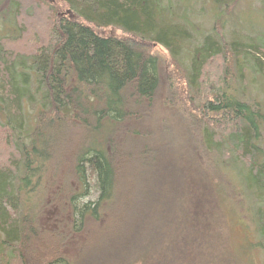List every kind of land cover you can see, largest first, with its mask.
Returning <instances> with one entry per match:
<instances>
[{"label":"trees","instance_id":"16d2710c","mask_svg":"<svg viewBox=\"0 0 264 264\" xmlns=\"http://www.w3.org/2000/svg\"><path fill=\"white\" fill-rule=\"evenodd\" d=\"M61 1L76 19L55 23L56 12L41 0H0V264H75L92 251L90 235L95 242L108 233L125 238L140 217L136 211H181V197L164 205L141 190L137 197L123 195L132 214L113 211L126 178L121 164L135 159L139 169H164L161 148L142 146L157 139L141 127L160 124L163 145L169 135L177 140L168 119L156 120L157 100L188 132L191 164L203 156L213 170L223 169L226 185L232 180L228 171L246 181L247 202L240 195L237 205L254 227L252 246L264 256V106L249 101L243 84L247 68L253 75L263 69L264 46L228 43L221 33L194 46L188 33L195 28L192 13L183 10V0ZM212 1L222 12L238 3ZM107 28L131 38L97 32ZM155 48L169 53L170 63ZM132 146L134 155L125 151ZM92 191L95 200H89ZM194 198L184 197L182 209H194ZM52 207L69 215L62 230L40 223L41 211ZM105 212L113 215L103 229ZM167 229L157 230V238L153 233L158 241L150 244L154 249L166 238L165 264H215V256H229L213 255L214 245L202 243L211 230L202 236L179 226L171 236ZM77 235L83 241L74 245L71 236ZM180 238L186 243L182 251ZM68 247L76 249L73 258ZM156 258L149 250L144 261Z\"/></svg>","mask_w":264,"mask_h":264},{"label":"rangeland","instance_id":"374dc122","mask_svg":"<svg viewBox=\"0 0 264 264\" xmlns=\"http://www.w3.org/2000/svg\"><path fill=\"white\" fill-rule=\"evenodd\" d=\"M41 1L51 6L56 12L55 23L62 18L76 19L74 14L67 11L68 9L64 7L61 0ZM237 2L238 3H236L229 12H222L212 0H183V10L190 8L192 13L190 21L195 28L194 30H188V33L192 34L194 38L193 45H200L207 36L217 38V34L220 35L221 33L228 43L233 41L234 43L239 42L246 46H264V2L261 0H237ZM45 13L46 11L43 10L42 15H44V17L47 16ZM223 15H226V20L224 22L225 26L223 29L217 30L216 28L219 27L217 23ZM78 21L82 22L81 20ZM192 26L190 27L192 28ZM9 28L12 29L10 24ZM1 30H3V28H0V31ZM97 32L105 37L128 40L131 38L129 35L124 34L116 28L101 29L97 30ZM153 50L154 52H158L166 63H170L169 61L171 59L169 53L159 48ZM182 56L183 55L180 56V59L187 63L186 57ZM259 57L264 64V57ZM244 83L246 85L245 93L249 101L264 106V67L255 75L251 73V69L247 68L243 77V84ZM180 102L182 105L181 99ZM156 104V120L161 121L163 119H168L177 140L175 141L172 135H169L168 138L170 143L167 142V144L163 145L161 137L164 138L165 136H163L162 131H160V124H147L141 127L143 130L150 132L152 137H154L153 139H157L154 145L148 144L147 142L143 144L142 142V146L161 148V155L163 156L160 157V162L164 169L156 164L150 168L139 169V165L136 164L135 159L133 162H127L125 166L121 164V174L123 173L126 175V178L124 177L120 181V198L117 204H113L115 206L113 211L120 210L121 214H132V211H130L131 205L123 198V195L127 193L137 197L135 194L137 190H141V196H155L156 201L160 204L163 202L164 205L167 200L171 201L170 199H173L172 197H175L176 200L177 196L181 197V211H165V214L163 211L157 210L136 211L137 215L140 217L138 221L130 226V230L127 232L125 238L112 236V234L109 235L108 233L102 236L101 239L99 238L98 242H95V237L90 235L87 239L89 240L92 251L87 253L85 258L83 256L80 257L79 261L75 264H151L148 263V261H144V257L147 256L149 250H155L157 255V258L152 264H165V261H167V249L165 248L167 245L166 238H164L163 243L159 244V246H156L154 249H151L150 245L153 241H158L156 239L152 240V235L154 233V236L157 238L156 232L157 230H161L163 226L168 227L167 231L170 229L169 231L172 232V234H170L171 236L177 233L179 226L181 228L184 227L185 230L188 228L190 231L192 230V232L198 231L202 236L211 230L209 241H206L204 238L205 241L202 243L204 244L207 242L211 244V246L214 245L212 247L215 248L213 255L221 253L220 255L222 256L223 251L226 255H229L226 260L224 255V258L215 256V264H263L264 256L261 251L252 246L256 242V235L253 232L254 227L252 228L249 219L243 215L242 206L237 205V203L240 202V195L241 199L244 200L245 203L247 202L246 181L239 178L236 171H228V180H232L226 185L224 182H221L223 181L221 177H225L223 169L215 168L213 170L214 167L209 165L210 160H207L205 157L203 158V156H198L191 164L188 158L191 156L194 147L190 144L188 132L182 129L181 125L177 123L173 112L164 108L163 100H157ZM170 112L172 113L170 114ZM261 114L264 116V107L261 109ZM262 128V133L264 135V120L262 122ZM193 133L195 132H192V135L198 138L199 134ZM155 135L157 137H155ZM194 141L195 140H193V142ZM196 143H198V141L195 142L194 146L198 149L199 146ZM261 148L263 150L261 155L264 156V142ZM125 151L129 154L131 151L132 154L135 152L133 146ZM171 165L172 169L166 171L165 168ZM191 166L193 169H188ZM163 171L164 174H161ZM142 174H144V176ZM128 176L131 177V180L127 179ZM158 176L161 178H158ZM131 181L134 185H132ZM225 181H227V179ZM149 184L150 187H148ZM91 185H94L93 181ZM189 191L195 197L194 209L192 208L191 211H187V204L185 209H182L185 206L184 197L191 194ZM92 192L93 195L89 200H95L96 198L95 192ZM220 196L226 198L228 202H222L221 198H219ZM220 201L223 203L221 207ZM47 210L41 211L40 223L44 227L40 225L45 230H62L69 215L53 207ZM112 212L102 213L104 221L102 219L103 223H100V227H103V229L106 224H111ZM169 212L171 215H169ZM163 215H165V217H163ZM170 216L173 217L172 223L169 222V220H171L169 219ZM162 221H164V223ZM166 233L167 232H165V234ZM114 234L115 233H113V235ZM71 237L73 240H76L73 243L74 245L77 244V241H83V238L78 235ZM176 244L180 247V251H182L186 243L180 238L177 240ZM148 247L150 249H148ZM203 253L206 255L205 251ZM66 254L68 257L73 258L76 254V249L74 247H68L66 249ZM139 258H142V261Z\"/></svg>","mask_w":264,"mask_h":264},{"label":"water","instance_id":"95a60500","mask_svg":"<svg viewBox=\"0 0 264 264\" xmlns=\"http://www.w3.org/2000/svg\"><path fill=\"white\" fill-rule=\"evenodd\" d=\"M47 1H50V0H47Z\"/></svg>","mask_w":264,"mask_h":264}]
</instances>
